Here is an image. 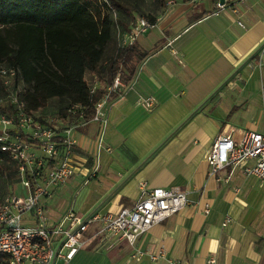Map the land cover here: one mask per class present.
<instances>
[{"label": "crops", "instance_id": "obj_1", "mask_svg": "<svg viewBox=\"0 0 264 264\" xmlns=\"http://www.w3.org/2000/svg\"><path fill=\"white\" fill-rule=\"evenodd\" d=\"M217 2L167 0L152 12L153 26L135 39L147 54L111 92L103 130L67 114L57 119L73 123L66 188H75V198L56 211L46 203L52 192L44 197L51 226L69 211L117 213L139 198L140 181L187 195L183 208L134 243L94 236L98 223L91 222L90 243L69 261L58 259L63 264H264V180L230 164L210 173L206 158L230 127L236 136L263 131L264 0ZM145 96L154 97L151 108L140 103ZM240 110L253 113L245 126L234 115ZM227 214L232 220L222 225Z\"/></svg>", "mask_w": 264, "mask_h": 264}, {"label": "built area", "instance_id": "obj_2", "mask_svg": "<svg viewBox=\"0 0 264 264\" xmlns=\"http://www.w3.org/2000/svg\"><path fill=\"white\" fill-rule=\"evenodd\" d=\"M100 1L109 6L115 18L117 11L109 0ZM222 5L217 2L218 7ZM151 26L153 23L143 15L137 17L127 30L116 24V46L121 48L135 42L137 36ZM261 47L264 49V43ZM15 76L14 67L0 65V79L6 87L5 97L14 108L12 113L0 112V149L9 150L24 189L22 194L10 192L0 200V253L6 258L0 264H53L57 259L69 261L79 249L90 243L92 236L86 231L91 222L98 223L94 236L118 235L134 243L154 223L166 219L187 204L186 191L177 186L147 188L145 181H140L139 198L130 205L121 206L117 213L92 211L82 218L69 211L51 226L43 199L51 192L49 186L63 185L73 172L70 163L75 142L70 136L73 123L67 122L62 127L41 123L27 115L23 101L17 96L20 87L14 82ZM91 79L89 85L93 91L100 82L94 75ZM125 85L118 72L103 85L105 92L95 102L89 119L99 123L102 130L108 120L107 102L111 92ZM140 103L151 108L155 99L153 96L141 97ZM68 110L77 120L83 121L84 107L81 104L73 103ZM262 110L264 119V99ZM58 127H62L60 131ZM21 128L30 129L31 142L18 138ZM206 158L210 173L230 164L241 166L242 172L264 180V127L263 131L245 128L238 136L230 127L215 137ZM251 159L253 162L247 163ZM23 213H29V216L22 217ZM231 220L230 215H225L222 225Z\"/></svg>", "mask_w": 264, "mask_h": 264}, {"label": "trees", "instance_id": "obj_3", "mask_svg": "<svg viewBox=\"0 0 264 264\" xmlns=\"http://www.w3.org/2000/svg\"><path fill=\"white\" fill-rule=\"evenodd\" d=\"M154 1L163 5L167 0ZM109 2L117 11L115 18L100 0H0V65L16 69L17 96L32 119L63 127L67 122L59 124L57 119L66 114L75 118L68 107L79 103L84 107L83 120H89L95 102L105 92L103 85L115 73L127 83L135 76L147 52L135 42L118 48L114 38L116 24L127 30L135 21V6L126 0ZM145 17L155 21L153 15ZM92 75L100 85L90 91ZM5 94L0 79V112L12 113L13 105ZM52 98L62 104L55 120L35 115ZM18 134L20 140L31 142L29 128H21ZM0 172L9 177L17 173L20 183L9 150L0 149ZM5 259L0 253V261Z\"/></svg>", "mask_w": 264, "mask_h": 264}, {"label": "rangeland", "instance_id": "obj_4", "mask_svg": "<svg viewBox=\"0 0 264 264\" xmlns=\"http://www.w3.org/2000/svg\"><path fill=\"white\" fill-rule=\"evenodd\" d=\"M126 1L129 3H132L135 6L134 11H135L137 17H139L140 15L146 16L147 14L152 15V12H156L157 9H159L161 6V5H157L154 0H126ZM87 77H90V76L87 75ZM228 94L231 96V91H228ZM226 95H227V91H226ZM212 96H214V94ZM223 98H224V100H226V99L229 100L228 96L226 98L225 97H223ZM218 99L219 98L216 96H214L212 98V100H218ZM223 103L226 105H229L226 102H223ZM60 105H62V104H60V102L57 98H52L49 101L47 106L37 109L34 113H35V115L40 116L43 119L54 121L55 120L54 118H56L55 116L57 114V109ZM252 114L253 113L251 112V110H240L239 113H234L237 120H239V118H241V123H243L244 126H245V123L243 120H245L247 118L252 120V116H253ZM255 118H257V117L255 116ZM261 130H262V128H261ZM64 186H65V188L68 186V185H66V182L63 185H57L55 188H53V190H52L53 186H49V190H51L52 194H51L50 198H47L46 203H47V206L50 207L51 209H54L56 211H60L63 208L67 207V205H65L66 203L72 202L73 199L75 198V193H74L75 188L74 189H67L66 188L65 189V190H67L66 192H64V193L60 192V189ZM23 191H24V189L17 179V173H14L11 177H9L5 172H0V200H2V198L7 193L15 192L18 194H22ZM25 214L26 213H23L22 217H24ZM84 214L82 215V218H84L85 215H87V214H85V215ZM55 264H63V261L57 259Z\"/></svg>", "mask_w": 264, "mask_h": 264}, {"label": "water", "instance_id": "obj_5", "mask_svg": "<svg viewBox=\"0 0 264 264\" xmlns=\"http://www.w3.org/2000/svg\"><path fill=\"white\" fill-rule=\"evenodd\" d=\"M220 3H224V0H219Z\"/></svg>", "mask_w": 264, "mask_h": 264}]
</instances>
